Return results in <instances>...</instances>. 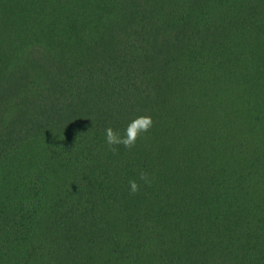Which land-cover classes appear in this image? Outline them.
I'll use <instances>...</instances> for the list:
<instances>
[{"label":"trees","instance_id":"1","mask_svg":"<svg viewBox=\"0 0 264 264\" xmlns=\"http://www.w3.org/2000/svg\"><path fill=\"white\" fill-rule=\"evenodd\" d=\"M0 264H264V0H0Z\"/></svg>","mask_w":264,"mask_h":264},{"label":"clouds","instance_id":"2","mask_svg":"<svg viewBox=\"0 0 264 264\" xmlns=\"http://www.w3.org/2000/svg\"><path fill=\"white\" fill-rule=\"evenodd\" d=\"M153 126V119L150 115H140L131 120L124 128L123 133L113 129L111 126L105 129V142L109 146L123 145L126 149H131L137 142V139L149 131ZM113 151L116 149L113 147ZM139 180L145 185H150L152 180L146 172H141ZM140 185L136 180L129 181V191L135 193Z\"/></svg>","mask_w":264,"mask_h":264}]
</instances>
